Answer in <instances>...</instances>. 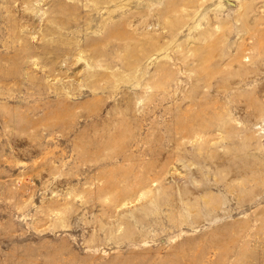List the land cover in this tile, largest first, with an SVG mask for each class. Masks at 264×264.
Masks as SVG:
<instances>
[{
	"label": "rangeland",
	"instance_id": "1",
	"mask_svg": "<svg viewBox=\"0 0 264 264\" xmlns=\"http://www.w3.org/2000/svg\"><path fill=\"white\" fill-rule=\"evenodd\" d=\"M0 264H264V0H0Z\"/></svg>",
	"mask_w": 264,
	"mask_h": 264
}]
</instances>
